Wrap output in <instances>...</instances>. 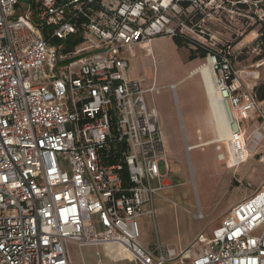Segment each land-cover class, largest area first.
Wrapping results in <instances>:
<instances>
[{
	"label": "built area",
	"instance_id": "obj_1",
	"mask_svg": "<svg viewBox=\"0 0 264 264\" xmlns=\"http://www.w3.org/2000/svg\"><path fill=\"white\" fill-rule=\"evenodd\" d=\"M180 2L0 0V264H72L70 245L105 248L98 236L116 260L127 253L135 264H264V183L198 237L195 254L141 240L140 221H155L170 162L147 100L160 88L132 81L129 59L158 37L206 36L180 23ZM209 59L241 154L249 123L264 126L259 76L246 83L251 76L228 56ZM114 144L126 145L123 165L107 164Z\"/></svg>",
	"mask_w": 264,
	"mask_h": 264
},
{
	"label": "rangeland",
	"instance_id": "obj_2",
	"mask_svg": "<svg viewBox=\"0 0 264 264\" xmlns=\"http://www.w3.org/2000/svg\"><path fill=\"white\" fill-rule=\"evenodd\" d=\"M26 3L27 0H22ZM246 3V2H245ZM181 14L180 23L189 28L199 25L206 36L184 31L190 40L211 49H227L234 55L240 71L259 74L257 84L264 80L263 60H256L260 49L254 45L259 36L256 18L264 22V3L238 8L237 3L221 0H197ZM152 56L136 46V56L129 59V78L143 87L153 79L160 88L159 95H148L161 119L165 147L170 162L167 189L155 201V221L144 217L140 221L141 240L145 247L159 241L179 251L199 252L197 239L201 234L211 236L233 206L253 194L264 183V139L255 143L254 134L264 133L263 121L255 120L247 128L248 143L240 154L235 145L210 144L216 127L209 107L207 93L200 75L190 73L206 59L189 61L188 48H177L172 37H158L152 43ZM193 48V47H190ZM252 76L246 80L249 83ZM183 84L171 90L181 81ZM180 114L181 120L178 116ZM184 127L188 146L186 152L181 133ZM201 136V142L198 137ZM247 140V139H246ZM224 155L225 160L219 157ZM161 172L164 167L161 164ZM103 245L71 247L73 264H135L121 253V259L108 257Z\"/></svg>",
	"mask_w": 264,
	"mask_h": 264
},
{
	"label": "trees",
	"instance_id": "obj_3",
	"mask_svg": "<svg viewBox=\"0 0 264 264\" xmlns=\"http://www.w3.org/2000/svg\"><path fill=\"white\" fill-rule=\"evenodd\" d=\"M196 0H181L180 5L184 9V11L189 8L192 3ZM225 4H230L232 2L237 3L238 8L246 9L248 8L249 4L252 5H261L264 3V0H221ZM246 2V3H245ZM256 23L258 26H261L259 29V36L254 42V45L260 49V55L257 57L256 60L264 61V22L259 21L256 18ZM172 40L175 46L179 49L181 48H188L190 51L189 61H194L197 58L206 59L209 55L217 57L218 60H221L224 56H228L232 59L234 63V55H232L227 49H211L206 47L200 43L194 42L187 38L184 34H178L172 37ZM193 47V48H190ZM263 70H264V63H263ZM255 94L260 102L264 101V80L255 88ZM126 145L121 144H114L112 149L113 157H110L107 161L108 166L112 165H123V161L119 157V153L125 151ZM121 178L125 188L130 186L129 177L127 170L122 169L121 171Z\"/></svg>",
	"mask_w": 264,
	"mask_h": 264
},
{
	"label": "bare ground",
	"instance_id": "obj_4",
	"mask_svg": "<svg viewBox=\"0 0 264 264\" xmlns=\"http://www.w3.org/2000/svg\"><path fill=\"white\" fill-rule=\"evenodd\" d=\"M151 43L149 44H145L143 46V48H141L142 50H145L147 52V55L149 56V54L152 53L151 50ZM207 62L200 65L199 67L195 68L191 73L189 78L194 77L196 75H200L201 79L203 81V85L205 88V91L207 92V95L209 97V101H210V106L212 108V118L213 121L215 123V127H216V136L213 142L209 143L210 144H229V145H234L231 141V136H230V126L228 124V115H227V111L226 109L222 106L221 103V96L220 93L218 92L217 88H216V84H215V79H214V74L212 71V67H211V60H206ZM255 77H258L259 74L258 73H254ZM183 82H185V80L181 81L180 83H178L176 86L172 87V89H175L176 87H178L179 85L183 84ZM180 87V86H179ZM163 136L165 138V135L163 133ZM198 149L199 147H193L191 148V151ZM220 161H224L225 157L224 155H221L219 157ZM96 241L98 242H103L100 244H105V246H111L110 243L108 242H104L107 241L103 238H101L100 236H98L96 238ZM127 256H129L131 258V256L127 253H123Z\"/></svg>",
	"mask_w": 264,
	"mask_h": 264
},
{
	"label": "crops",
	"instance_id": "obj_5",
	"mask_svg": "<svg viewBox=\"0 0 264 264\" xmlns=\"http://www.w3.org/2000/svg\"><path fill=\"white\" fill-rule=\"evenodd\" d=\"M155 41V40H154ZM153 41V42H154ZM152 42V43H153ZM152 43L150 44V46L152 45ZM151 50H152V46H151ZM153 53V52H152ZM178 116H179V118L181 119V117H180V114H178ZM72 246H76V245H70V247H69V249H70V253H71V247ZM106 248H108V250H109V252H108V257L109 258H113L114 257V253L112 252L113 251V249H112V246H105ZM147 248H149V247H147ZM71 259H72V255H71ZM72 264H73V260H72Z\"/></svg>",
	"mask_w": 264,
	"mask_h": 264
}]
</instances>
